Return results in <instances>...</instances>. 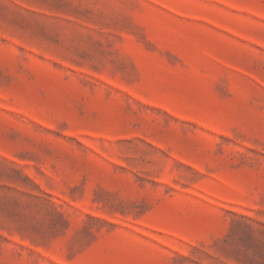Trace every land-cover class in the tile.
I'll return each mask as SVG.
<instances>
[{
  "label": "rangeland",
  "instance_id": "rangeland-1",
  "mask_svg": "<svg viewBox=\"0 0 264 264\" xmlns=\"http://www.w3.org/2000/svg\"><path fill=\"white\" fill-rule=\"evenodd\" d=\"M0 264H264V0H0Z\"/></svg>",
  "mask_w": 264,
  "mask_h": 264
}]
</instances>
